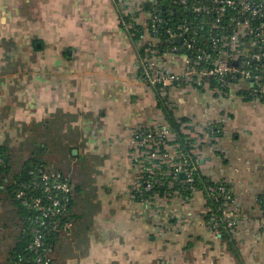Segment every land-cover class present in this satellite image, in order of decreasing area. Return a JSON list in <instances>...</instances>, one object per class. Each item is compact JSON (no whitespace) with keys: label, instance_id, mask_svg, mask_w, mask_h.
I'll return each mask as SVG.
<instances>
[{"label":"crops","instance_id":"1","mask_svg":"<svg viewBox=\"0 0 264 264\" xmlns=\"http://www.w3.org/2000/svg\"><path fill=\"white\" fill-rule=\"evenodd\" d=\"M118 1L0 0L2 144L12 154L16 137L25 146L32 129L52 130L63 137L65 156L91 161L90 184L81 187L67 173L76 217L52 251L53 264H264V95H252L244 81L222 97L187 85L170 90L176 117L190 125L184 133L196 140L200 176L225 181L233 192L232 247L208 228L202 190L136 200L134 132L165 118L138 77L140 43L125 30ZM168 60L183 71V57ZM209 123H220L222 136L195 138ZM10 214L16 218L13 207ZM9 231L0 219V264L14 248Z\"/></svg>","mask_w":264,"mask_h":264},{"label":"built area","instance_id":"2","mask_svg":"<svg viewBox=\"0 0 264 264\" xmlns=\"http://www.w3.org/2000/svg\"><path fill=\"white\" fill-rule=\"evenodd\" d=\"M159 2L160 0H119L118 5L121 15L130 17V23L122 22L126 29L134 24L142 28V35L137 41L140 47L135 63L138 77L156 96L169 98L171 110L174 107L171 104L170 90L178 83H186L190 88L203 85L216 96H226L228 93L221 88H211L206 79L209 77L218 79L222 87L229 90L232 87L239 88V81H244L252 85L251 94L258 97L264 95V0H193L192 14L195 18H187L175 28H166L167 39L164 41L159 39V29L165 26ZM145 4H150L152 10H145ZM173 4L187 8L188 0H176ZM180 8L172 6L169 11L179 13ZM204 26L210 27L214 33L209 51L203 49L196 39L197 29ZM177 38H180V43H177ZM172 56L185 59L181 73H176L169 66L168 59ZM202 63H209L211 68H199ZM228 79L235 80V83ZM164 122L138 128L131 142V161L136 173L133 195L140 197L141 202L146 204L169 200L178 191L174 189L175 186H190L194 183L195 172L199 169L200 157L193 161L185 154L166 121ZM188 124L182 123L183 131L190 126ZM220 126V123H209L200 129L201 133H196L195 138L215 142L223 133ZM2 163L3 158L0 156V164ZM164 168L168 170L161 173ZM160 174L168 178L169 191L164 196L152 193L155 186L164 185ZM23 188L18 199L41 216V220L34 219L36 226L31 230L33 238L29 248L43 251L35 264H52L51 251L45 248L42 228L47 226L46 220L64 216V200H68L73 185L68 176L46 168L39 170V176ZM191 190L192 194L198 191L193 186ZM37 191L43 195L35 196ZM148 194L154 195L149 197ZM203 194L207 205L205 222L208 228L219 233L223 224L224 230L233 234L238 222L232 208L235 199L227 182L215 181L214 185L206 187ZM214 201L220 202L217 212L208 207V203ZM59 222L57 220L55 226ZM72 227V223H67L64 230H71Z\"/></svg>","mask_w":264,"mask_h":264},{"label":"trees","instance_id":"3","mask_svg":"<svg viewBox=\"0 0 264 264\" xmlns=\"http://www.w3.org/2000/svg\"><path fill=\"white\" fill-rule=\"evenodd\" d=\"M176 0H160L159 2V8L162 9L161 16L163 17V20L165 21L164 28L159 29V39L162 41L167 39V35L165 33L166 28H175L177 25L181 24L185 19L187 18H195L192 14L194 4L193 0H188V7L184 8L178 5L173 4ZM172 6L175 8H180L181 11L179 13L170 12L169 10L172 9ZM145 10H152V6L150 4H145ZM135 16H138V14H135ZM120 18L126 23H130V17H125L123 15H120ZM125 28V27H124ZM129 36L132 37V39L136 42L140 40V37L142 35V28L138 26L137 24H134L131 28L126 29ZM213 31L208 26L200 27L197 29V42L200 44V46L205 49L206 51L210 50L211 45V36ZM166 47V45H164ZM183 54H188V52H183ZM199 68H211V65L209 63H202ZM207 81L210 83L211 88H221L225 91V93H229V89L226 87H222L221 83L218 81V79L209 77L206 78ZM230 81V79H228ZM231 83H235V80H231ZM178 85H187L186 83L176 84L174 86ZM188 86V85H187ZM196 89H203V85H198L195 87ZM242 92V91H241ZM241 94V93H240ZM253 95V94H252ZM158 100V108L162 111L165 121L170 129V131L174 134L176 142L180 144L181 149L183 152L187 155H189L193 161L197 157L194 152V144L195 139L190 137L189 135L185 134L182 129V123L188 122L186 118H177L175 115V112L169 108L170 100L169 98H162L159 95L156 96ZM222 131L223 128L220 126ZM2 135V133H1ZM222 136V134L220 135ZM2 137L0 138V156L3 158V163L0 164V202H2V195L5 196V199L8 198V202L11 203V205L14 208V212L16 215V218L19 219L21 223V229L20 233L17 236V241L14 246V248L11 250L8 262L6 264H15L18 262L21 263H32L35 264L36 259L43 254V251L41 250H34L30 249L29 246L32 242L33 235L31 233V230L36 226L33 221L35 218H38L41 220V216L35 209L28 208L25 204L22 203L21 200L18 199V194L21 190H23L24 185H29L33 182V180L39 176V170H45L46 168H49L45 164V162L39 160V158L36 156L32 159L27 160L20 172L13 173L11 162L12 157L11 153L9 151V148L2 144L1 141ZM43 149H45L43 146H40L39 149H34V152L36 153L39 151L40 153L43 152ZM200 162H198L199 164ZM168 169L164 168L161 173H165ZM60 173H63L64 175L68 176L70 179V176L64 172L63 170H57ZM161 176V181L164 183L163 186H155L152 193H159L161 196H164L166 192L169 191L168 189V178L165 176ZM71 181V179H70ZM72 183V181H71ZM73 185V183H72ZM214 185V181H212L210 178L201 177L199 170L195 172V180L194 183L189 185H177L175 186V190H178L181 192L184 196L190 197L192 195L191 187H195L198 191L202 190V192L205 193L206 187ZM216 185V184H215ZM228 186V184H227ZM229 187V186H228ZM230 188V187H229ZM231 189V188H230ZM76 188L73 185V191L68 196V200H64V204L66 207V212L63 217H56L51 220H46L47 226L45 228H42L43 234H44V243L45 248L49 251H51L50 257L52 258V251L58 246L61 239L69 235L72 231L71 230H64V226L67 223H74L75 215L73 214V207H74V192ZM43 194L40 191H37V194L35 196H42ZM154 194H148V196H152ZM7 197V198H6ZM136 200H141L140 197L136 196ZM263 202V199H262ZM218 205L220 206V202H209L208 207L213 209V211L217 212ZM220 215V214H218ZM207 219V217H206ZM57 220H60L59 225L55 226V223ZM223 233V234H222ZM220 234H222V237H224L226 240L229 241L230 246L232 247L235 243L234 240L231 239L232 236L227 232V230H224L223 224L220 226ZM52 259V264H53Z\"/></svg>","mask_w":264,"mask_h":264},{"label":"rangeland","instance_id":"4","mask_svg":"<svg viewBox=\"0 0 264 264\" xmlns=\"http://www.w3.org/2000/svg\"><path fill=\"white\" fill-rule=\"evenodd\" d=\"M3 130V129H2ZM1 130V133H2ZM52 130L49 131H40L37 129H32L30 131V135L29 137H31V139H26V143H29L27 145L24 146V144L19 143V139L18 137L15 138V147L12 150V162H11V167H12V171L13 173H18L20 172V170L22 169L23 165H24V161L26 159H32L34 157H38L39 160L45 162V164L47 166H51V169L54 168H58L61 170H64V172L69 173L73 180H75V184L77 183V185H80L81 187L86 184V181L88 182V184L91 183L93 177L92 174H90V170L88 168V166L91 164V161H86V160H76L74 161V159L71 157V154L69 152L66 153L65 156V150L63 151V143L60 142L58 139H63V137H58L57 133L53 134L52 136ZM40 141H42V143H44V148L43 150H45V153H40L39 151H37L36 153L34 152V148L35 149H39V147L41 146ZM36 143L35 147L34 145H32V143ZM83 148V146L81 147V149ZM7 198V197H6ZM3 202V207H2V215L0 216L1 220H5L6 222L9 223L10 226V231H9V236L11 238V243H10V247L12 248V246L14 247V244H16L15 242L17 241V238L14 239L15 236H18L20 233V229H21V223L19 221L18 218H12L11 214H10V208L13 207L11 205L10 202H5L8 200L5 199V196L2 195L1 197ZM11 206H9L8 205ZM15 215V214H14ZM17 219V221H16ZM14 220L16 222H14Z\"/></svg>","mask_w":264,"mask_h":264},{"label":"water","instance_id":"5","mask_svg":"<svg viewBox=\"0 0 264 264\" xmlns=\"http://www.w3.org/2000/svg\"><path fill=\"white\" fill-rule=\"evenodd\" d=\"M177 43H180V38H177ZM74 154H76V151H74Z\"/></svg>","mask_w":264,"mask_h":264}]
</instances>
